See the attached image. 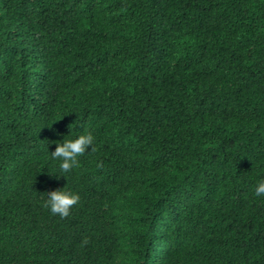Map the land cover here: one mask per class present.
I'll return each mask as SVG.
<instances>
[{
	"label": "trees",
	"instance_id": "16d2710c",
	"mask_svg": "<svg viewBox=\"0 0 264 264\" xmlns=\"http://www.w3.org/2000/svg\"><path fill=\"white\" fill-rule=\"evenodd\" d=\"M262 180L264 0H0V264H264Z\"/></svg>",
	"mask_w": 264,
	"mask_h": 264
},
{
	"label": "clouds",
	"instance_id": "9594fccd",
	"mask_svg": "<svg viewBox=\"0 0 264 264\" xmlns=\"http://www.w3.org/2000/svg\"><path fill=\"white\" fill-rule=\"evenodd\" d=\"M71 127V126H70ZM94 135L91 131L85 130L75 139H65L63 142L55 141L56 148L51 152L54 160H60L59 168L63 173L70 172L73 168L79 167L78 157L85 155L89 148L92 152L97 149L94 146ZM102 167V162L97 165ZM47 201L44 207L50 209L53 215H59L62 219L70 215L71 208L80 201V196L77 193L63 189H56L47 192ZM255 195H264V180L260 181L255 188ZM88 238L82 241V245L88 244Z\"/></svg>",
	"mask_w": 264,
	"mask_h": 264
}]
</instances>
